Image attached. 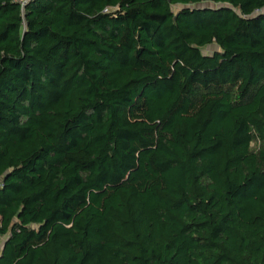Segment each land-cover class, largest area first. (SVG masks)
I'll return each mask as SVG.
<instances>
[{
	"label": "trees",
	"instance_id": "obj_1",
	"mask_svg": "<svg viewBox=\"0 0 264 264\" xmlns=\"http://www.w3.org/2000/svg\"><path fill=\"white\" fill-rule=\"evenodd\" d=\"M0 264H264V0H0Z\"/></svg>",
	"mask_w": 264,
	"mask_h": 264
},
{
	"label": "rangeland",
	"instance_id": "obj_2",
	"mask_svg": "<svg viewBox=\"0 0 264 264\" xmlns=\"http://www.w3.org/2000/svg\"><path fill=\"white\" fill-rule=\"evenodd\" d=\"M216 47L214 45H211L205 49V53H212Z\"/></svg>",
	"mask_w": 264,
	"mask_h": 264
},
{
	"label": "built area",
	"instance_id": "obj_3",
	"mask_svg": "<svg viewBox=\"0 0 264 264\" xmlns=\"http://www.w3.org/2000/svg\"><path fill=\"white\" fill-rule=\"evenodd\" d=\"M22 4H25L28 0H19Z\"/></svg>",
	"mask_w": 264,
	"mask_h": 264
}]
</instances>
